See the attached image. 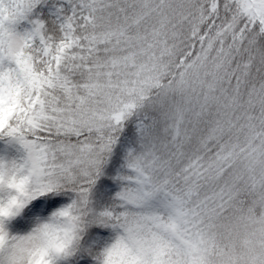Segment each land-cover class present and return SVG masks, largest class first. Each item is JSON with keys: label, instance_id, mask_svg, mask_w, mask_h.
Wrapping results in <instances>:
<instances>
[{"label": "snow or ice", "instance_id": "6c2138e0", "mask_svg": "<svg viewBox=\"0 0 264 264\" xmlns=\"http://www.w3.org/2000/svg\"><path fill=\"white\" fill-rule=\"evenodd\" d=\"M0 264H264V0H0Z\"/></svg>", "mask_w": 264, "mask_h": 264}]
</instances>
